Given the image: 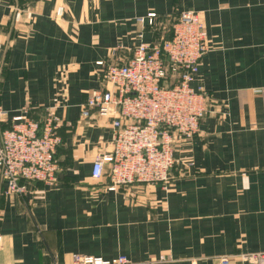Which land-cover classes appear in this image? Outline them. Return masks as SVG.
<instances>
[{
    "label": "crops",
    "instance_id": "0c3cea01",
    "mask_svg": "<svg viewBox=\"0 0 264 264\" xmlns=\"http://www.w3.org/2000/svg\"><path fill=\"white\" fill-rule=\"evenodd\" d=\"M186 10L201 14L208 34L191 83L207 93L199 131L178 144L167 189L109 191L91 167L111 149L110 121L79 108L106 88L96 63L124 62L138 44L164 39ZM150 13L152 24L137 21ZM53 105L64 106L57 181L7 197L0 178V264H73L75 254L256 264L245 257L264 253V0H0L5 121Z\"/></svg>",
    "mask_w": 264,
    "mask_h": 264
},
{
    "label": "built area",
    "instance_id": "2783aa9c",
    "mask_svg": "<svg viewBox=\"0 0 264 264\" xmlns=\"http://www.w3.org/2000/svg\"><path fill=\"white\" fill-rule=\"evenodd\" d=\"M154 17L150 13L137 21L152 24ZM175 20L167 37L138 44L124 62L98 61L104 66L102 79L111 88L91 91L79 105L81 115L93 112L110 121L111 151L96 155L91 167L93 178H109V190L143 182L165 187L168 171L177 163L174 147L198 133L206 113V91L191 86L209 49L206 28L197 11H181ZM6 117L7 111L0 109V178L6 184L5 195L21 196L33 181L54 184L61 139L53 109L44 108L37 119L23 113L9 123ZM245 258L264 264V253ZM221 261L228 264L227 258ZM72 263L130 264L124 256L103 260L79 254L72 256ZM49 264L59 263L54 259Z\"/></svg>",
    "mask_w": 264,
    "mask_h": 264
},
{
    "label": "rangeland",
    "instance_id": "374dc122",
    "mask_svg": "<svg viewBox=\"0 0 264 264\" xmlns=\"http://www.w3.org/2000/svg\"><path fill=\"white\" fill-rule=\"evenodd\" d=\"M200 16H201V14L199 13V12H197ZM20 12H17L16 14H15V19L17 20L19 17H20ZM17 15V16H16ZM202 18V17H201ZM176 19V18H175ZM175 21L176 20H173V23L172 24H174L175 23ZM207 32V31H206ZM208 35V34H207ZM97 64V63H96ZM102 69H104V66L102 67ZM106 88L107 89H110L111 88V86H110V84L109 83H107V85H106ZM95 90H97V89H95ZM95 90H93V91H95ZM91 93V92H90ZM90 93H88L87 94V96H89V94ZM87 96H86V98H87ZM85 98V99H86ZM207 99V98H206ZM63 106L62 105H53V106H50V108L51 109H53V113H55V116L57 117V119H59V121H55V123H56V125L57 126H59L58 127V130H59V128H60V126L62 125V123H63V120L61 119V117H60V115L58 114V110L59 109H61ZM47 108V107H46ZM0 109H2V108H0ZM43 110V109H42ZM42 110H40V112L42 111ZM23 113H25L26 114V116L29 118V119H33V117L31 116V114H30V112H29V110L28 109H24L23 111H22V113L21 114H23ZM91 114H93V112H91V113H89V116H83L82 115V117H84V118H88V117H90L91 116ZM96 115V114H95ZM111 127V126H110ZM58 130H57V132H58ZM59 133V132H58ZM110 135H111V133H110ZM60 136V135H59ZM60 139H61V136H60ZM111 141H112V139H110V146H111ZM182 141H184V139L183 140H181V142ZM181 142H179V143H181ZM60 144H61V142H60ZM59 144V145H60ZM58 145V146H59ZM58 146H57V148H58ZM177 146H178V144L174 147V155H176V150H177ZM57 148H56V150H57ZM110 151H111V149H110ZM110 151H108V152H110ZM104 153H107V151L106 152H102V154H104ZM55 154H56V152H55ZM99 154H101V152L100 153H97L96 155H99ZM95 155V156H96ZM94 156V157H95ZM56 159V158H55ZM94 159V158H93ZM56 162H57V159H56ZM92 163H93V161H92ZM58 164V163H57ZM177 163H175V165H176ZM175 165H174V167H175ZM173 167V168H174ZM173 168H170V170L168 171V176L170 177V179H171V171H172V169ZM108 179V182H109V185L107 186V190H109L108 189V187H110V180H109V178H107ZM170 179H169V182H170ZM56 181H57V177H56ZM42 183V182H41ZM142 183V182H141ZM137 185H144V186H149V185H156V184H150L149 182H143L142 184H137ZM158 185H160V184H158ZM168 185H169V183L164 187V186H162V185H160L163 189H167V187H168ZM130 186V184H127V185H120V186H118V187H116V189H118L119 187H129ZM115 189V190H116ZM109 191H112V190H109ZM28 192V189L26 190V192L25 193H27ZM25 193H23L22 195H24ZM85 256H87V255H85Z\"/></svg>",
    "mask_w": 264,
    "mask_h": 264
}]
</instances>
